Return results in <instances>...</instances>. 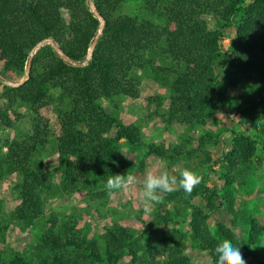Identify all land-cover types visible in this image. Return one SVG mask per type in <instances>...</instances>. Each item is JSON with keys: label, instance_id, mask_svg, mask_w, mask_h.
Here are the masks:
<instances>
[{"label": "trees", "instance_id": "16d2710c", "mask_svg": "<svg viewBox=\"0 0 264 264\" xmlns=\"http://www.w3.org/2000/svg\"><path fill=\"white\" fill-rule=\"evenodd\" d=\"M134 2L141 10L128 6ZM228 28L234 29L232 44L224 53L221 42ZM31 55L29 78L4 92L9 105L24 104L34 114L30 133L12 141L0 160V179L6 173L20 179L16 219L33 224L44 214L54 174L35 167L32 159L51 144L57 146L67 187L76 188L82 180L104 186L111 175L143 172L144 162L133 161L140 159L142 131L123 121L117 105L119 98L140 97V74H152L170 89L167 110L162 113L160 103L161 112H156L162 122L189 129L205 126L218 115L227 97L220 85L249 84L257 90L232 106L242 114L246 129L233 132L232 149L225 155L228 172L220 176L223 186L205 193L208 211L189 206V227L193 242L209 252L213 264L215 247L224 239L240 247L245 260L264 264L257 252L264 231L260 223L250 220L240 237L226 224L218 223L214 230L208 224L210 212L219 207L217 197L234 211L236 180L247 173L260 149L253 134L261 138L264 151V0H0V78L21 77ZM224 56L228 59L223 63ZM11 122L8 111L0 109V129ZM148 153L174 162L185 151L183 146L151 144ZM166 195L170 199L176 192ZM173 218L160 206L150 223L143 222L145 233L123 219L112 222L99 241L83 234L76 220L57 226L54 217L31 255L35 262L21 252L0 249V264H120L126 256L130 264H194L185 254V234L166 229L154 239Z\"/></svg>", "mask_w": 264, "mask_h": 264}, {"label": "rangeland", "instance_id": "374dc122", "mask_svg": "<svg viewBox=\"0 0 264 264\" xmlns=\"http://www.w3.org/2000/svg\"><path fill=\"white\" fill-rule=\"evenodd\" d=\"M251 1L247 0L248 3ZM128 6L133 10H141L137 2ZM209 22L212 28L216 25L213 18ZM232 31H234L233 28L225 30L226 36L221 42L224 53L228 52L232 44ZM37 50H34L33 54ZM227 59L228 57L222 58L223 63ZM26 71L27 68L21 77L10 74L6 80L0 78V109L7 110L12 121L10 127L3 126L0 129V160L7 153L8 145L14 140L23 139L30 133L34 123V114L31 109L21 103L11 106L4 97L7 86L18 87L21 81L28 79ZM140 76H142L140 97L136 99L119 98L117 102L119 115L123 121L126 124L138 126L142 131V146L138 152L140 159H138V163L137 160L133 161L137 165L140 164V161L144 162L143 172L138 174L135 171L131 174L137 178V183L128 191L117 190L111 197L106 193L104 186H99L93 180L88 182L82 180V183L76 188L75 186L67 187L62 183V167L58 158L57 146L51 144L46 149L37 151L32 159L33 165L38 166V169L53 172L55 183L53 192L44 198V214L36 222L25 224L14 216V210L18 203L17 184L20 179L10 173H6L0 179V222L2 228L0 249L21 252L23 256L30 261L33 259L35 262V256L31 255L39 247L42 234L52 227L49 221L54 217L57 218V226L68 220H76L83 234L99 241H102L105 229L112 222L123 219L126 224L143 234L146 232L143 222L150 223L159 212L160 206H163L174 214V218L167 228L162 226L158 229L154 239L158 240L166 229L176 230L181 235L185 234V254L192 259L194 264H213L209 252L201 250L192 240L189 227L192 207L189 206H199L208 211L205 193L209 194V191L214 188L221 190L223 181L220 176L228 172L225 155L232 149L233 132H242L246 129L241 125L244 120L242 114L234 110L232 106L238 105L241 100L238 99L239 97L244 96L243 101L249 93L257 88L249 84L232 88L223 83L220 85V89L227 94V97L222 100L223 107L219 109L218 115L205 126L189 129L181 125L167 126L162 122L160 115H157L156 112L160 103L163 104L162 113L167 110L170 89L168 86H163L161 81L152 79V74L142 73ZM104 104L109 111L112 110L109 102L105 101ZM253 135L260 141V149L251 159L250 169L247 173L239 176L236 180L235 188L237 189L232 192L234 211L231 212L226 203L222 204V199L217 197L216 202L219 207L210 212L208 220L212 230L218 223H223L231 227L240 237L249 230L250 220L260 223L264 230V151L261 148V138ZM200 141L204 143L203 148H197ZM151 144L162 145L168 149L183 146L185 154L179 159H175L174 162L169 159L165 160L155 154L148 153V147ZM194 148L197 150L193 151ZM188 153H192V155H188ZM184 168H190L201 175V183L193 190H200V192L196 195L193 192L186 195L183 190H179L175 191L176 196L170 199H167V195H165L163 202L154 204L151 214L145 216L140 193L146 172L151 171L159 174L168 171L179 177L180 171ZM83 184H88L89 187H85ZM257 249L258 257L264 260V231L260 235ZM246 261L247 264H260L257 259ZM120 264H130V257L126 256Z\"/></svg>", "mask_w": 264, "mask_h": 264}, {"label": "clouds", "instance_id": "9594fccd", "mask_svg": "<svg viewBox=\"0 0 264 264\" xmlns=\"http://www.w3.org/2000/svg\"><path fill=\"white\" fill-rule=\"evenodd\" d=\"M121 153L123 154V152ZM201 179V175L190 168L182 169L179 177L168 171L159 174L151 171L146 172L140 193L144 215H150L153 210L152 206L162 203L166 194L183 190L186 195H190L194 188L201 183ZM136 183L137 178L134 175L116 174L108 177L104 188L111 197L117 190L128 191ZM215 255L217 257L216 264H247L240 247L234 246L228 239L218 241Z\"/></svg>", "mask_w": 264, "mask_h": 264}, {"label": "water", "instance_id": "95a60500", "mask_svg": "<svg viewBox=\"0 0 264 264\" xmlns=\"http://www.w3.org/2000/svg\"><path fill=\"white\" fill-rule=\"evenodd\" d=\"M101 21H102V18H101ZM103 28H104V26L102 25L101 28H100V30H99V33L102 32ZM48 42L51 44V43H52V40H49ZM43 45H44V43L42 42V43L40 44V47L43 46ZM40 47H39V48H40ZM37 49H38V48H37ZM37 49H35V51H36ZM92 51H93V48H91V50H90V54L92 53ZM32 60H33V55H31V57L29 58V61H28V66H27V71H26L27 78H29V76H30ZM23 82H25V81H24V80L21 81V82L18 84V86L21 85Z\"/></svg>", "mask_w": 264, "mask_h": 264}]
</instances>
